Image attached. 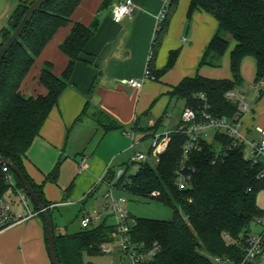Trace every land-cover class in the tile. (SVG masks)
I'll list each match as a JSON object with an SVG mask.
<instances>
[{
  "label": "trees",
  "instance_id": "trees-1",
  "mask_svg": "<svg viewBox=\"0 0 264 264\" xmlns=\"http://www.w3.org/2000/svg\"><path fill=\"white\" fill-rule=\"evenodd\" d=\"M34 1L18 5L9 18L8 28L0 32V46ZM82 1L46 2L33 15L0 65V157L10 160L19 170L50 216L51 204L45 200L42 187L34 184L27 176L23 160L50 112L57 106L84 46L95 33L96 18L89 26L79 22L71 24V14ZM109 1L103 0L99 9L106 7ZM177 1L170 0L167 3L166 14L158 23L151 45L148 67L154 81L171 69L178 57V51L170 52L165 67L155 69L154 61ZM196 10L204 11L217 22V32L207 46L200 66H219L229 48L230 38L235 42L230 52L232 79L216 80L198 75L184 78L172 88L169 96L171 100L181 101L184 107L197 111L203 109L206 103L207 111L212 116L233 119L238 113V106L236 102L227 100L225 95L241 85L240 65L243 58L255 59V83L264 79V0H190L188 18ZM67 24H71L70 33L59 45L60 51L68 59L64 71L61 76H55L51 66L45 64L40 71L39 82L46 89V94L25 97L20 92V86L35 59L55 32ZM162 120L158 119L154 128L147 127L146 131L156 130ZM96 121L105 131L121 128L101 110L97 111ZM186 139L185 134H171L168 147L160 155L158 163L152 165L143 162L136 174L126 176L123 172L114 183L115 190L156 200L172 210L170 220L136 219L131 238L147 246L154 242L158 245V252L151 264H213L209 256L230 257L237 261L242 256V238L250 233L251 223L262 217V211L257 206V196L264 191V160H247L241 147L230 148L231 140L224 134H216L211 142H202L199 152L190 154L188 164L195 169L192 188L180 192L175 186V178ZM215 145L221 146L226 155L213 162ZM3 167L0 164V199H4L10 189L23 191L20 180L9 168L7 173L3 172ZM58 167L59 163L47 176L49 181H55ZM9 175L14 177L15 184L10 183ZM114 177L115 173L110 171L105 179L112 181ZM33 208L44 225L43 216L34 205ZM114 233V226L104 222L64 237H55L58 263L84 264L82 253H99L100 245L110 241Z\"/></svg>",
  "mask_w": 264,
  "mask_h": 264
},
{
  "label": "crops",
  "instance_id": "crops-1",
  "mask_svg": "<svg viewBox=\"0 0 264 264\" xmlns=\"http://www.w3.org/2000/svg\"><path fill=\"white\" fill-rule=\"evenodd\" d=\"M31 1L0 0V32L8 28L9 18L18 5ZM117 1L110 0L106 7L99 9L103 0H83L71 14V24L79 22L89 26L96 18L97 27L84 46L80 60L74 64L57 106L50 112L23 160L27 176L42 187L45 200L51 204V219L52 223L56 222V227H65L64 221L61 223L62 216L67 215L69 220L77 216L80 220L89 212L104 209L105 200L103 204H97L100 200L95 192L106 186L100 180L112 171L113 158L118 153L116 143L123 139L121 137L131 141L127 136L131 134L134 142L131 148L134 149L136 144L150 137V131H146L150 122L155 124L163 118L156 129L158 133L176 127L180 116L175 118L168 113L172 101L169 92L173 87L184 78L197 75L216 80L232 79L230 52L235 46L234 41L220 60L221 68L200 66L205 50L217 32V22L201 10L194 11L188 18L190 0L177 1L154 61L156 69L161 70L170 52L178 51L174 65L157 81L145 78L164 0H132L131 15L115 23L112 7ZM71 24L59 28L35 59L20 86L25 97L46 94L39 82L45 64L51 66L55 76H61L68 59L59 45L69 35ZM240 75L242 82L235 92L249 106V112L242 118V132L248 140L258 139L254 129H264V85L255 83L254 58H243ZM129 79L141 82V87L132 88L121 83ZM98 110L121 128L105 131L96 121ZM136 133L142 137L136 139ZM58 163L56 179L49 181L47 176ZM9 181L15 184L10 175ZM9 191L16 193L13 189ZM257 206L262 211L260 219L264 220V191L257 196ZM28 210L36 213L34 208ZM11 211L13 221L26 212L24 208ZM26 262L51 264L44 225L38 214L0 231V264Z\"/></svg>",
  "mask_w": 264,
  "mask_h": 264
},
{
  "label": "built area",
  "instance_id": "built-area-1",
  "mask_svg": "<svg viewBox=\"0 0 264 264\" xmlns=\"http://www.w3.org/2000/svg\"><path fill=\"white\" fill-rule=\"evenodd\" d=\"M167 0H164V7L158 17V23L164 18L166 14ZM133 10L132 0H118L112 7V20L115 23H120L124 18L129 17ZM183 41H185L183 39ZM151 59V53L148 58L147 67L145 69V78L154 80L148 67ZM123 85L140 88L141 82L134 79L122 80ZM259 85H264V79L256 82ZM225 98L229 101L237 103L238 113L233 119L227 117L212 116L207 110L208 105L204 103V108L197 111L192 108L184 107L180 114V119L175 128L168 130L164 133H158L156 130L150 131L152 139L149 154L146 156L143 153H136L131 157V161L150 162L152 165L158 163L159 157L165 152L170 142V135L174 133H182L187 136L186 141L182 145V157L179 163L175 186L178 191L185 192L192 188V177L195 169L188 164L189 156L193 152H199L202 149V142L210 140L209 131L213 132V137L216 134H224L231 140L230 148H242L243 153L248 149L249 156L244 157L252 162H257L258 159L264 158V129L256 127L254 130L259 135L258 139L248 140L242 132V118L243 115L249 112L247 102L242 99L235 91L228 92ZM200 99L204 101V97L200 95ZM154 123L150 122L148 127L154 128ZM131 139V147H134L133 136L127 134ZM212 137V139H213ZM216 147V154L213 162L220 160L222 156L226 155L221 146ZM150 158V160H148ZM131 162V163H132ZM84 164L82 163V166ZM3 172H8V167L2 168ZM120 170L117 173V180L122 175ZM117 180L115 182H117ZM101 183L107 186L104 199L106 205L104 210L110 213L113 218L112 225L115 228V233L111 240L104 242L100 245V249L104 254H111L112 248L118 246L120 254L131 261L132 264H151L157 252L158 245L154 242L152 245L147 246L144 242H134L131 238L132 229L136 226L137 220L125 208V198L114 195V183L108 181L105 177L101 178ZM20 201L25 209L24 215L16 216L12 220L11 206L4 200L0 199V231L13 225L28 221L37 213H31L27 208L26 197L20 195ZM100 218V213L92 211L84 215L80 219V228L88 229L96 225V221ZM256 223L264 229V220L257 219ZM226 237V236H225ZM242 256L237 261L230 257H216L209 256L213 264H262L264 260V232L259 236L248 234L242 238ZM25 264H35L26 262Z\"/></svg>",
  "mask_w": 264,
  "mask_h": 264
},
{
  "label": "rangeland",
  "instance_id": "rangeland-1",
  "mask_svg": "<svg viewBox=\"0 0 264 264\" xmlns=\"http://www.w3.org/2000/svg\"><path fill=\"white\" fill-rule=\"evenodd\" d=\"M170 0H167V3ZM230 41H232L229 38ZM159 51V50H158ZM151 53V52H150ZM158 53V52H157ZM223 63L219 64V68H221ZM156 69V67H155ZM183 103L181 101H175L172 99L169 107H168V113H170L173 117H179L181 113ZM131 132V131H130ZM210 133V140H212L213 132L209 131ZM120 136V135H119ZM136 139L141 138L142 135L140 133H136L135 135ZM123 139H119L116 143L118 147V153L114 156L113 160V166H112V172L116 174L121 170L122 172L126 173V176L134 175L137 173L139 168L142 166L141 161H136L135 164H132L130 157L134 156L136 153H143L146 156L149 154L150 145L152 142L151 137H147L142 142L136 144L135 148H131V141L128 139H125L124 137H121ZM245 156H249V150L247 149L244 152ZM150 160V158L148 159ZM12 178H14L12 175H10ZM116 176L112 179V182H115L117 180ZM107 191V186L99 188L95 194L97 195V198L100 200V203L97 204H103V200L105 193ZM114 195L120 196L125 198L126 203L124 204L127 211L136 219H150V220H170L172 218V210L169 207H166L162 205L161 203L157 202L153 199H143L136 197L134 195H131L128 192L125 191H119L114 190ZM25 196L27 206L29 209H33V204L30 201V199L27 197V195L23 192H12L8 191L4 195V199L6 202L11 206V209H18L22 210L24 207L20 201L19 196ZM106 203V200L104 201ZM101 206V205H100ZM97 211V210H95ZM100 213V218L96 221V225H100L102 223L112 224L113 218L110 216L109 212H106L104 209L97 211ZM90 213V212H89ZM61 223L64 221L62 225H65L66 229L65 231L67 234H73L80 230V220L77 216H73L70 220L68 219V216H62ZM55 220V219H54ZM56 222H53V226L56 227ZM64 227V226H63ZM64 227V228H65ZM62 228V227H60ZM264 232V229L255 222L251 223L250 225V233L254 236H259ZM82 261L84 264H132L129 259L122 256L118 250V246H114L112 248L111 254H104L102 250L100 249L99 253L96 254H89L88 252L84 251L82 253ZM262 264H264V260H262Z\"/></svg>",
  "mask_w": 264,
  "mask_h": 264
},
{
  "label": "water",
  "instance_id": "water-1",
  "mask_svg": "<svg viewBox=\"0 0 264 264\" xmlns=\"http://www.w3.org/2000/svg\"><path fill=\"white\" fill-rule=\"evenodd\" d=\"M49 0H35L32 2L25 14L23 15L21 21L17 25V27L11 32L8 39L0 46V65L5 54L10 50V48L19 40L22 32L24 31L27 24L32 19L33 15L40 10V8ZM0 164L7 166L14 176H16L21 184L24 193L30 199L32 204L38 209L39 213L43 216L44 225H45V233L47 239L48 253L51 264H59L56 255L55 249V237H64L66 235L65 229L60 227H53L51 216L48 212V209L45 208L40 201L34 195L32 189L27 184L23 175L19 172V170L12 164V162L8 159L0 157ZM132 164H135L132 162Z\"/></svg>",
  "mask_w": 264,
  "mask_h": 264
}]
</instances>
